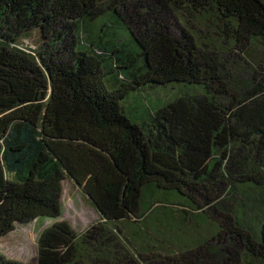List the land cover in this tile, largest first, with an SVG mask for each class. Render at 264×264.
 Here are the masks:
<instances>
[{"label": "trees", "instance_id": "16d2710c", "mask_svg": "<svg viewBox=\"0 0 264 264\" xmlns=\"http://www.w3.org/2000/svg\"><path fill=\"white\" fill-rule=\"evenodd\" d=\"M67 178L41 264H264V0H0V239Z\"/></svg>", "mask_w": 264, "mask_h": 264}, {"label": "rangeland", "instance_id": "374dc122", "mask_svg": "<svg viewBox=\"0 0 264 264\" xmlns=\"http://www.w3.org/2000/svg\"><path fill=\"white\" fill-rule=\"evenodd\" d=\"M39 41V36L35 34L24 38L22 42L35 47ZM176 93H178L177 88H167L158 92L150 91L152 96L156 95L161 100H167ZM88 197L81 185L76 184L72 179H65L62 215L58 218L38 217L28 223H16L14 229L0 239V251L15 264H41L40 243L48 229L64 222L77 233H81L100 221V215ZM190 222L189 225L193 226V221ZM132 224L122 225L131 237H133ZM206 233L209 232L206 231ZM181 237L184 238L182 235Z\"/></svg>", "mask_w": 264, "mask_h": 264}]
</instances>
